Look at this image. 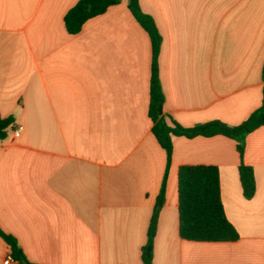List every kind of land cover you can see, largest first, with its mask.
Returning a JSON list of instances; mask_svg holds the SVG:
<instances>
[{"label":"crops","instance_id":"crops-1","mask_svg":"<svg viewBox=\"0 0 264 264\" xmlns=\"http://www.w3.org/2000/svg\"><path fill=\"white\" fill-rule=\"evenodd\" d=\"M78 0H0V227L33 264H145L166 154L148 115L152 48L127 7L76 35ZM162 36L166 122L238 125L261 110L264 0H139ZM22 126L20 136L14 130ZM236 140L173 137L153 264H264V125L244 137L256 191L243 194ZM216 165L235 241L179 234L178 170ZM0 238V264L12 260Z\"/></svg>","mask_w":264,"mask_h":264},{"label":"trees","instance_id":"trees-1","mask_svg":"<svg viewBox=\"0 0 264 264\" xmlns=\"http://www.w3.org/2000/svg\"><path fill=\"white\" fill-rule=\"evenodd\" d=\"M126 1L132 15L150 38L152 63L148 115L153 122L152 133L166 154V167L160 194L148 228V243L143 250L144 263L153 264L151 248L166 193V183L173 155V137L194 138L197 136L224 135L236 140V148L239 154L238 170L243 194L247 199L252 198L256 191V181L253 167L244 161V137L264 125V91L262 109L253 112L238 125H229L221 120H213L195 124L191 127H184L177 122L170 126L166 122L163 112L165 95L159 75L158 58L162 36L154 18L142 10L139 0ZM121 2L122 0H78L64 16L67 32L71 35L80 33L89 19L104 14L109 7ZM13 121L12 116L2 117L0 115V140L8 136V129L12 126ZM178 213L179 234L184 239L193 241H235L239 238L238 231L228 220L224 210L220 174L216 165L198 164L179 167ZM0 238L8 245L12 258L18 261L19 264H33L27 260L17 238L2 230L1 227ZM148 248H150L149 252H147Z\"/></svg>","mask_w":264,"mask_h":264},{"label":"built area","instance_id":"built-area-1","mask_svg":"<svg viewBox=\"0 0 264 264\" xmlns=\"http://www.w3.org/2000/svg\"><path fill=\"white\" fill-rule=\"evenodd\" d=\"M21 130H22V126H18V127L14 130V133H13L14 136H15V137L20 136ZM11 260H12V258H11V257H8V258L5 260V263H9Z\"/></svg>","mask_w":264,"mask_h":264},{"label":"water","instance_id":"water-1","mask_svg":"<svg viewBox=\"0 0 264 264\" xmlns=\"http://www.w3.org/2000/svg\"><path fill=\"white\" fill-rule=\"evenodd\" d=\"M149 251H150V248H148L147 252H149Z\"/></svg>","mask_w":264,"mask_h":264},{"label":"rangeland","instance_id":"rangeland-1","mask_svg":"<svg viewBox=\"0 0 264 264\" xmlns=\"http://www.w3.org/2000/svg\"><path fill=\"white\" fill-rule=\"evenodd\" d=\"M148 250V249H147Z\"/></svg>","mask_w":264,"mask_h":264}]
</instances>
